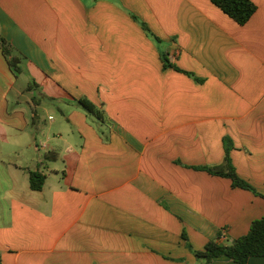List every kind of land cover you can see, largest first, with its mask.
<instances>
[{
	"label": "crops",
	"instance_id": "0c3cea01",
	"mask_svg": "<svg viewBox=\"0 0 264 264\" xmlns=\"http://www.w3.org/2000/svg\"><path fill=\"white\" fill-rule=\"evenodd\" d=\"M252 1L240 25L213 0H0V33L25 57L16 76L0 47V264H203L193 250L249 232L264 216V0ZM31 90L56 110L45 127L21 106ZM226 136L258 194L196 169L223 165Z\"/></svg>",
	"mask_w": 264,
	"mask_h": 264
},
{
	"label": "trees",
	"instance_id": "16d2710c",
	"mask_svg": "<svg viewBox=\"0 0 264 264\" xmlns=\"http://www.w3.org/2000/svg\"><path fill=\"white\" fill-rule=\"evenodd\" d=\"M213 3L240 25L248 23L257 11V5L252 0H213ZM141 25L149 35L153 36L156 40L158 39L157 36L151 33L145 23H141ZM0 47L13 73L19 76L23 72L22 62L25 57L1 33ZM164 67H173L166 58L164 60ZM78 103L89 113L96 115L100 119L102 118L100 110L91 101L80 99ZM224 143L226 154L223 165L197 167L196 169L207 171L211 175L229 178L234 187L247 189L258 194L255 188L236 172L230 156L231 150L234 148L232 140L226 136L224 137ZM45 180L46 176L42 172L30 171V185L33 190H42ZM184 237L186 238L185 233ZM189 248L192 249L190 244ZM193 253L203 264H211L218 257H228L237 264H248L251 257H264V216L254 220L249 232L234 240L231 244L211 240L203 250H193Z\"/></svg>",
	"mask_w": 264,
	"mask_h": 264
},
{
	"label": "rangeland",
	"instance_id": "374dc122",
	"mask_svg": "<svg viewBox=\"0 0 264 264\" xmlns=\"http://www.w3.org/2000/svg\"><path fill=\"white\" fill-rule=\"evenodd\" d=\"M31 82L30 77L27 73H23L18 81L17 86H19V89L21 90L23 87H27L28 84ZM34 98H39V92L37 90H31L25 92V94H21V106L22 108L29 113V115L33 114V110L37 109V117L41 116L42 124L45 127L44 119L49 122V116L51 114H54L56 110L52 105H44L42 108L37 107L34 103ZM29 101V103H27ZM47 108V110H45ZM43 109V110H42Z\"/></svg>",
	"mask_w": 264,
	"mask_h": 264
}]
</instances>
